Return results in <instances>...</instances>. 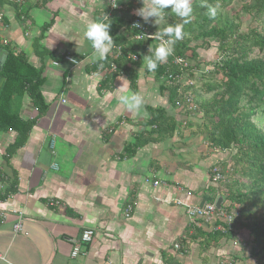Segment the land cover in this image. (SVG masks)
Listing matches in <instances>:
<instances>
[{"label":"crops","instance_id":"0c3cea01","mask_svg":"<svg viewBox=\"0 0 264 264\" xmlns=\"http://www.w3.org/2000/svg\"><path fill=\"white\" fill-rule=\"evenodd\" d=\"M118 3L124 9L111 16L123 15L129 6L130 17L143 6L142 0ZM109 4L20 0L18 10L7 4L0 12L3 43L39 71L47 106L38 115L23 97L18 116L33 125L14 150L16 132H0V264H201L218 259L224 250L207 253L209 261L192 240V228L200 227L190 224L185 207L203 205L221 193L198 175L197 158L194 165L185 162L183 154L196 151L187 149V132L183 139L175 132L167 140L141 141L132 156H125L133 139L140 134L147 138L149 109L177 115L166 104L168 92H161L143 67L136 69L134 88L120 74L109 88L100 89L110 72L106 63L94 62L83 32L90 21L108 13ZM130 92L143 97L139 113L119 103V96ZM18 222L23 231L14 233ZM84 230H93L94 238L80 244V253L72 258Z\"/></svg>","mask_w":264,"mask_h":264},{"label":"trees","instance_id":"16d2710c","mask_svg":"<svg viewBox=\"0 0 264 264\" xmlns=\"http://www.w3.org/2000/svg\"><path fill=\"white\" fill-rule=\"evenodd\" d=\"M235 1L238 10L231 7ZM7 4L18 10V5L0 0V12ZM191 4L193 12L190 23L183 26V38L177 41L173 54L154 73L145 69L143 57L150 55L148 49L154 48L158 41L136 40L139 32L131 27V23L134 19L141 20L146 31L153 35L162 27L181 23L180 18L166 10L165 24H146L137 15L127 16L133 9L129 6L123 15L110 16L109 34L115 46L109 54L111 58L108 56L103 62L110 73L101 82L100 89L109 88L120 74L127 75L134 88L136 69L143 67L145 73L152 74L154 81L160 85L161 92H168L166 104L175 110V102L181 97L177 96L174 88H167L161 81L169 73H179V67L172 64L173 58L187 59L189 54L191 61L201 62L202 51L209 52V48L215 51L217 61L208 59L205 64V75L210 76V80L192 91L196 112L182 115L175 110L177 116L172 118L164 108L149 109L150 118L145 129L147 138L138 135L126 145L124 153L125 156H132L141 141L167 140L175 132L181 134L183 129L190 132L189 136H198L218 150L211 154L214 160L210 169L219 166L220 173L225 177V183L217 189L225 197V211L231 213L234 210L235 215L229 224L216 222L215 227L219 226V229L193 227L192 240L198 241L201 255L218 250L222 244L244 231L252 245L250 257L256 264H264V126L259 124L264 116V0H191ZM203 5L216 8L215 18L209 17L208 7ZM123 6L119 5L120 10L124 9ZM225 9H229L227 13ZM16 17L20 19V14ZM245 17L253 22V26L243 32L242 20ZM1 23H4L3 17ZM47 27L41 28L40 38ZM131 54L136 55V60H131ZM0 57L4 58L0 71V77L4 79L0 88V132H16L17 137L11 147L14 150L22 144L33 125L32 121L24 122L18 116L23 97L26 95L30 99L38 115L45 114L47 106L40 92L42 79L39 71L27 62L23 53H15L10 45L4 44L1 36ZM197 63L198 68L190 69L189 76L194 70L199 71ZM205 75L202 74V77ZM198 90L209 94V99L199 95ZM178 116L184 120H178ZM190 117H199V120ZM225 151L228 154L223 159L224 154H219ZM3 198L4 195H0V202ZM235 258L236 261L239 259ZM203 262L206 263V260Z\"/></svg>","mask_w":264,"mask_h":264},{"label":"clouds","instance_id":"9594fccd","mask_svg":"<svg viewBox=\"0 0 264 264\" xmlns=\"http://www.w3.org/2000/svg\"><path fill=\"white\" fill-rule=\"evenodd\" d=\"M11 4L20 5V2H11ZM142 4L143 6L141 8L135 10V15L139 16L146 24L152 23L156 26L165 24L166 10H170L181 20V23L174 25L169 24L160 28L152 35L151 38H154L156 41H158V44L154 48L148 49L150 55L148 54L144 56L143 60L145 69L150 73H154L158 66L166 62L167 58L173 54L177 41L183 38V26L190 23L193 9L191 0H147V3H145V0H142ZM203 6L208 7L209 17L215 18L216 8L207 5ZM111 7H117V0H111ZM149 18L153 19L150 20ZM136 26L138 27L139 25ZM110 28L111 22L109 18L103 14L102 18L90 21L86 25L83 32L84 41H87L92 48V58L94 62H99L101 67H103V62L107 60L110 52L115 46L113 37L109 34ZM3 59V57H0V62H2ZM187 59L190 61L189 54H187ZM131 60H136V55L131 54ZM72 63H76V61L73 60ZM119 103L128 112L139 113L144 104V100L141 95L130 92L128 94L120 95ZM206 146L209 150H211L212 153H214V150H216L208 143H206ZM217 152L218 150H216L215 153ZM224 183L225 181L223 184ZM218 196L221 195L211 196L212 201L208 203L214 204V201ZM222 209H224L223 204ZM216 251L221 250L218 249ZM219 256L220 257L218 259L221 257L229 258L228 256H225L224 253H221ZM218 259H216L215 264H228L226 262H222V259L219 262L217 261ZM230 259H232L231 256Z\"/></svg>","mask_w":264,"mask_h":264},{"label":"built area","instance_id":"2783aa9c","mask_svg":"<svg viewBox=\"0 0 264 264\" xmlns=\"http://www.w3.org/2000/svg\"><path fill=\"white\" fill-rule=\"evenodd\" d=\"M8 2H20V0H7ZM120 11V7L117 4L116 8L111 7V0L109 4V10L108 13L105 15L110 18L112 13H117ZM2 14L0 13V22L2 20ZM136 25H139L138 27ZM2 26V23L0 27ZM131 27L134 28L136 31H138V35L135 37L136 40H144V39H150L155 40L152 37V34L148 33L146 31V27L142 24V22L139 19H134L131 23ZM118 50V49H117ZM172 64L174 66L179 67V73L178 74H167L165 77L161 79V81L165 84L167 88L175 89L176 94L178 97H181L180 100L175 102V110L180 112L181 114H188V113H194L196 112L197 108L194 105V96L193 92L195 87V82L192 79V75L195 76L197 74V71L194 70L192 72V75L189 76V70H190V64L188 59L186 58H173ZM113 70L115 69V66L112 65ZM168 96V95H167ZM64 103V101H62ZM53 148L54 144L53 142L50 145V150L53 154ZM216 152V150H214ZM229 169V166L228 168ZM211 176H210V184L213 185L215 188L219 187L220 184H222L225 181V177L220 173L219 166L213 167L211 170ZM158 182H153V186H157ZM131 206L128 205L125 209L126 216L130 213ZM185 214L190 222L195 227H203L208 226L210 228L219 229V226L213 227L212 225H215L216 222L221 223H231L233 220V217L235 215V212L227 213L224 209H221V211H218L214 204L207 203L200 206H186L185 207ZM22 228L20 223L18 222L13 226V232L19 233L22 232ZM94 231L93 230H84L82 231L80 235L79 243H74L73 250L71 252V257L75 258L79 253V247L80 244H90L94 238ZM179 247L175 245V249L177 250Z\"/></svg>","mask_w":264,"mask_h":264},{"label":"rangeland","instance_id":"374dc122","mask_svg":"<svg viewBox=\"0 0 264 264\" xmlns=\"http://www.w3.org/2000/svg\"><path fill=\"white\" fill-rule=\"evenodd\" d=\"M239 1V0H238ZM231 7L234 8V10H238L239 7L238 5L236 4V1L234 3L231 4ZM229 9H225L224 12H228ZM253 26V22H249V20L247 19V17H245L243 20H242V31L243 32H246L248 28L252 27ZM1 36V35H0ZM203 49V48H202ZM204 50V49H203ZM209 50V52L207 51H202V57L201 58L203 61H197L199 62V71H197V74L195 76L192 75V79L194 80L195 82V87H194V90L195 89H199L201 88V86L203 84H206L208 83V81L210 80V76L208 75H205V71H206V65L207 64V60H215L217 61V55L215 54V51L214 50H211L210 51V48L207 49ZM198 52H201V51H198ZM190 62V66L191 68L190 69H196L198 67H196V65L198 64L196 61H189ZM202 74H204L205 76L202 77ZM214 81V80H213ZM196 91V90H195ZM194 91V92H195ZM199 91V90H198ZM199 95H201L204 99H209L210 95L207 94L205 95L204 92H198ZM195 99V97H194ZM176 115H177V112H176ZM182 115H185V114H182ZM190 119H195V121H198L199 120V117L195 118V117H190ZM194 122V121H193ZM258 123V122H257ZM259 124L261 126H264V116L262 117V120L259 122ZM187 132L186 135V138L187 139V145H190L189 147H187V149L190 150V152L192 153L193 151H195V153L193 154V156H184V159H185V162H187V164H190L191 165H194L195 163V159L197 158L198 159V164H197V169H196V172L198 173V175L200 174L201 176L203 175L204 176V180H207L208 181L210 180V171H211V164L213 163V157L211 155V152H209V149L207 148L206 146V143L204 141H202L200 143V145H198V142H199V138L197 137H191V135L189 136L190 132L186 129H183V132H181V137L180 139H183V135L184 133ZM179 134V133H178ZM177 135V133H176ZM191 140V142H190ZM178 141H174L172 143V147L171 149H175L176 147H174V145L177 143ZM186 143V142H185ZM172 151V150H171ZM221 154H224L223 155V159L226 158L225 155L228 154V151H225V152H222L220 153L219 155ZM197 155V156H195ZM184 161L182 162L181 160V164L182 165H185ZM206 175V176H205ZM208 177V178H207ZM223 204H225V201L223 202ZM221 211V210H219ZM233 212H235L233 210ZM233 240H236L235 242ZM231 240L230 242L228 243H225V244H222L221 245V248H219V250H222L224 249L222 252L225 254V256H228L229 258H224V257H221L220 259H218L217 261H221L222 259V262H226L228 264H256L255 260L252 259V257H250V250L252 248V245H251V241L247 235V233H245L244 231L240 234V235H237L235 239ZM216 250H212V252H210V254H208L209 256L212 255V254H217V253H220V252H216ZM234 251V252H233ZM221 252V253H222ZM208 253V252H207ZM206 252L203 253V255L206 254L205 257H208L209 261H210V258L209 256L207 255ZM230 256L232 259H230ZM239 257V259L236 261V258L235 257ZM203 258V256H202ZM216 263V260L213 259L211 262H203L201 264H215Z\"/></svg>","mask_w":264,"mask_h":264},{"label":"water","instance_id":"95a60500","mask_svg":"<svg viewBox=\"0 0 264 264\" xmlns=\"http://www.w3.org/2000/svg\"><path fill=\"white\" fill-rule=\"evenodd\" d=\"M2 70V62H0V71ZM4 82V79L0 77V88L2 86ZM225 201V197L224 196H218L215 201H214V206L216 207V209L219 211L222 209V204Z\"/></svg>","mask_w":264,"mask_h":264},{"label":"bare ground","instance_id":"6f19581e","mask_svg":"<svg viewBox=\"0 0 264 264\" xmlns=\"http://www.w3.org/2000/svg\"><path fill=\"white\" fill-rule=\"evenodd\" d=\"M141 21V20H140Z\"/></svg>","mask_w":264,"mask_h":264}]
</instances>
